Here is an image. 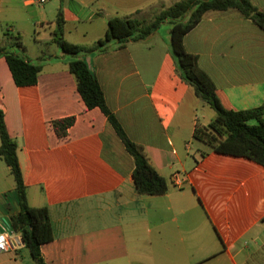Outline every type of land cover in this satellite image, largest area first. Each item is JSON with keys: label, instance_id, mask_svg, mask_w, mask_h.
Returning <instances> with one entry per match:
<instances>
[{"label": "crops", "instance_id": "0c3cea01", "mask_svg": "<svg viewBox=\"0 0 264 264\" xmlns=\"http://www.w3.org/2000/svg\"><path fill=\"white\" fill-rule=\"evenodd\" d=\"M176 1L0 0L2 45L6 30L18 34L22 54L41 66L34 86L16 87L0 57V108L17 144L27 203L46 207L53 226V241L40 247L45 264H264V168L193 138L215 113L199 116L207 106L176 72L170 30L83 56L107 108L165 180L159 196L137 193L132 157L103 113L85 107L69 72L75 57L53 42L59 16L66 42L91 47L109 19L140 21ZM249 1L264 14V0ZM183 45L226 110L264 102V32L250 20L235 10L207 12ZM68 117L75 122L59 141L51 122ZM17 211L15 183L0 160V233L14 244L0 264H35L6 224Z\"/></svg>", "mask_w": 264, "mask_h": 264}, {"label": "trees", "instance_id": "16d2710c", "mask_svg": "<svg viewBox=\"0 0 264 264\" xmlns=\"http://www.w3.org/2000/svg\"><path fill=\"white\" fill-rule=\"evenodd\" d=\"M237 11L264 32V14L249 0H178L171 7L160 11L150 21L133 18H111L107 21L105 37L91 47L66 42L62 36L63 20H56L53 42L67 55L75 57L69 63V72L76 81L77 92L87 109L98 108L132 157L134 170L132 179L138 194L148 196L164 195L167 192L165 180L150 166L142 148L133 143L106 106L105 98L96 76L83 56L103 49L107 43L137 42L153 34L161 24L171 25L169 49L176 72L193 91L194 96L215 113L207 125H197L193 138L211 148L219 155L244 158L264 168V102L257 108L233 111L226 110L216 95V88L210 77L199 67L198 57L188 53L183 45L184 36L193 30L207 12ZM0 41V57L5 59L16 87L34 86L41 66L31 63L23 54V44L18 34L6 30ZM19 50L21 53L16 52ZM255 121V124H250ZM75 122L74 117L51 122V128L59 141H65L68 130ZM0 160L9 168L15 183L18 211L7 221L8 229L18 233L35 264H45L40 247L54 239L53 226L46 207L32 208L27 203L26 187L23 183L17 159V144L7 132L4 113L0 108Z\"/></svg>", "mask_w": 264, "mask_h": 264}, {"label": "rangeland", "instance_id": "374dc122", "mask_svg": "<svg viewBox=\"0 0 264 264\" xmlns=\"http://www.w3.org/2000/svg\"><path fill=\"white\" fill-rule=\"evenodd\" d=\"M157 14H158V11L157 10H152L149 13H146L145 15L141 16V18H139V19L142 22H145V21L147 22V21H150L151 19H153L154 16L157 15ZM170 28H171L170 25H167V24L166 25H160V27L156 30V32L158 33L159 36L166 37V35H167L168 31L170 30ZM205 108H206L205 109L206 110L205 112L199 111V116L201 118L202 117H207V114H208L207 112H211V114L214 115V112H213L212 109H210L208 106L205 107ZM205 121H207V120H205Z\"/></svg>", "mask_w": 264, "mask_h": 264}, {"label": "built area", "instance_id": "2783aa9c", "mask_svg": "<svg viewBox=\"0 0 264 264\" xmlns=\"http://www.w3.org/2000/svg\"><path fill=\"white\" fill-rule=\"evenodd\" d=\"M49 0H37V4L44 5ZM173 183L179 184L177 176H173ZM14 248L13 241L10 239L7 233H0V254L10 251Z\"/></svg>", "mask_w": 264, "mask_h": 264}]
</instances>
